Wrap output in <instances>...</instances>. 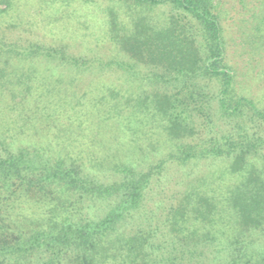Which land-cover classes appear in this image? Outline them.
<instances>
[{
  "label": "trees",
  "instance_id": "16d2710c",
  "mask_svg": "<svg viewBox=\"0 0 264 264\" xmlns=\"http://www.w3.org/2000/svg\"><path fill=\"white\" fill-rule=\"evenodd\" d=\"M106 1L103 59L7 36L0 0V264H264V0Z\"/></svg>",
  "mask_w": 264,
  "mask_h": 264
},
{
  "label": "rangeland",
  "instance_id": "374dc122",
  "mask_svg": "<svg viewBox=\"0 0 264 264\" xmlns=\"http://www.w3.org/2000/svg\"><path fill=\"white\" fill-rule=\"evenodd\" d=\"M53 0H12L13 10L11 11L14 21L19 24L15 27H6L7 36L19 38L22 42L35 41L49 46H64L69 53L90 57H101L107 59L111 55L113 46L100 33L102 24L99 18L101 15L91 6H82L79 0L70 3H54ZM100 4H105L106 0H97ZM221 2V0H220ZM13 23V22H12ZM4 28L2 27V32ZM249 77V76H248ZM250 82L254 94H259L263 77L257 73H251ZM93 80L90 76H85L83 81ZM124 144L130 142L139 143L140 137L136 138V133L121 129ZM113 133V134H112ZM111 134H122L117 128H112ZM159 140V139H158ZM146 147V157L150 160L160 156L163 142L159 140L156 144L148 147L147 141L140 142ZM220 163H202L198 166L182 169L176 165H169L164 173V178L158 186H154L153 200L148 204L149 208L157 209L160 203L168 206L174 202L189 184H193L198 179L211 171H215ZM157 187V188H156ZM157 204V205H156ZM162 205V207H163Z\"/></svg>",
  "mask_w": 264,
  "mask_h": 264
}]
</instances>
